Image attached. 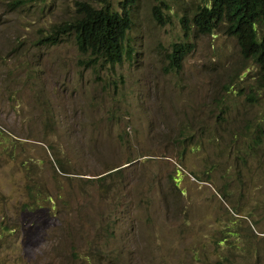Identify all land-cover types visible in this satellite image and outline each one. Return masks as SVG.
<instances>
[{"label":"rangeland","instance_id":"obj_1","mask_svg":"<svg viewBox=\"0 0 264 264\" xmlns=\"http://www.w3.org/2000/svg\"><path fill=\"white\" fill-rule=\"evenodd\" d=\"M10 1L0 264H264V85L234 35L184 34L204 0H136L132 57L114 66L73 33L43 42L77 0ZM181 40L194 47L173 70Z\"/></svg>","mask_w":264,"mask_h":264},{"label":"trees","instance_id":"obj_2","mask_svg":"<svg viewBox=\"0 0 264 264\" xmlns=\"http://www.w3.org/2000/svg\"><path fill=\"white\" fill-rule=\"evenodd\" d=\"M134 1L119 0L117 9L109 1L98 7L89 1L77 0L76 17L57 24L46 41L55 43L58 35L73 33L78 49L92 56L93 63L101 60L109 66L121 63L131 57L126 37L132 23L130 8ZM9 3L13 5L12 9H16L24 0H11ZM154 17L160 23L166 21L159 9H154ZM181 23L187 36L190 25L185 15ZM190 23L203 33L222 28L225 33L234 35L241 56L258 64L260 80L264 85V0H204L193 12ZM192 48L193 44L188 41L172 42L167 52L168 65L180 68L183 57Z\"/></svg>","mask_w":264,"mask_h":264},{"label":"clouds","instance_id":"obj_3","mask_svg":"<svg viewBox=\"0 0 264 264\" xmlns=\"http://www.w3.org/2000/svg\"><path fill=\"white\" fill-rule=\"evenodd\" d=\"M135 1H136V0H135ZM135 1H134V2H135ZM134 2H133V3H134ZM202 3H203V2H202ZM202 3H200V4H202ZM131 6H132V5H131ZM197 6H198V5H197ZM196 8H197V7H196ZM195 10H196V9H195ZM195 10H194V11H195ZM194 11H193V12H194ZM193 12H192V15H193ZM192 15H191V17H192ZM182 16H183V15H182ZM191 17H190L189 24H188V25H190L189 29H190L191 27H194V25H193L192 23H190V21H191ZM181 18H182V17H181ZM130 28H131V26H130ZM130 28H129V29H130ZM194 28H195V27H194ZM189 29H188V30H189ZM195 29H196V28H195ZM196 30H197V29H196ZM128 31H129V30H128ZM197 31H198V30H197ZM199 32H200V31H199ZM127 33H128V32H127ZM205 33H206V32H205ZM47 37H48V36L45 37V40L43 41L44 43H48V41H46V40H48V39H46ZM188 42H189V41H188ZM49 43H51V42H49ZM127 43H128V42H127ZM191 43H192V42H191ZM192 44H193V43H192ZM193 47H194V44H193ZM170 49H171V48H170ZM79 51H80V50H79ZM169 51H170V50H169ZM80 52H81V51H80ZM81 53H82V52H81ZM82 54H87V53H82ZM186 54H187V53H186ZM186 54H185V55H186ZM131 57H132V54H131ZM131 57H130V58H131ZM90 58H92V56H90ZM130 58H125V59H130ZM183 58H184V57H183ZM125 59H124V60H125ZM124 60H123V61H124ZM182 60H183V59H182ZM123 61H122V62H123ZM122 62H121V63H122ZM117 64H118V63H117ZM181 64H182V62H181ZM181 66H182V65H181ZM180 68H181V67H180ZM180 68H178V69H180ZM174 69H175V68H173V70H174ZM178 69H175V70H178ZM129 161H131V160H129ZM116 169H118V168H116Z\"/></svg>","mask_w":264,"mask_h":264}]
</instances>
